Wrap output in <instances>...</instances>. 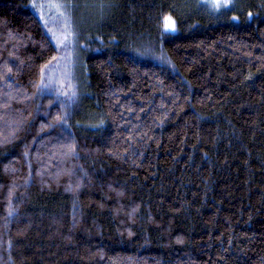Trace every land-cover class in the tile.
Wrapping results in <instances>:
<instances>
[{"label":"trees","instance_id":"obj_1","mask_svg":"<svg viewBox=\"0 0 264 264\" xmlns=\"http://www.w3.org/2000/svg\"><path fill=\"white\" fill-rule=\"evenodd\" d=\"M49 1L0 0V264H264V0H56L62 89Z\"/></svg>","mask_w":264,"mask_h":264},{"label":"rangeland","instance_id":"obj_2","mask_svg":"<svg viewBox=\"0 0 264 264\" xmlns=\"http://www.w3.org/2000/svg\"><path fill=\"white\" fill-rule=\"evenodd\" d=\"M206 1H208L213 6H221L226 4L229 0ZM53 2L54 5L49 1L47 3V8L44 9L45 27L58 46L60 54L58 55V58L55 60V62L47 67L45 74L49 76L50 79L58 81L62 89L69 85L71 80L74 81V73L78 65L76 63L79 61V51L74 33L71 30L72 23L70 14L61 8V4L59 2L57 3L56 0H53ZM4 117L5 118H0L2 124L1 128H10L13 125L11 123V119H13V117L9 118L10 115ZM5 119L9 120V122ZM67 149L69 148L67 147ZM65 155L68 156L67 153ZM61 158L62 157L59 156L57 168L63 169V161L60 160ZM54 161L55 160L52 159L50 162L53 163ZM39 176L42 175L39 174Z\"/></svg>","mask_w":264,"mask_h":264},{"label":"snow or ice","instance_id":"obj_3","mask_svg":"<svg viewBox=\"0 0 264 264\" xmlns=\"http://www.w3.org/2000/svg\"><path fill=\"white\" fill-rule=\"evenodd\" d=\"M169 28H172V27H174V25H173V22L171 21V20H169L168 21V25H167Z\"/></svg>","mask_w":264,"mask_h":264}]
</instances>
